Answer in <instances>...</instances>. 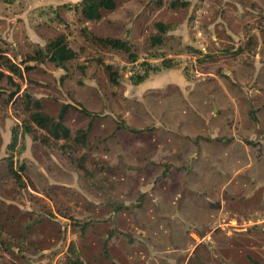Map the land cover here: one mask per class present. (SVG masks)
<instances>
[{"label": "rangeland", "instance_id": "374dc122", "mask_svg": "<svg viewBox=\"0 0 264 264\" xmlns=\"http://www.w3.org/2000/svg\"><path fill=\"white\" fill-rule=\"evenodd\" d=\"M62 1L0 0V264H181L190 250L188 264H264V183L249 180L264 175V0H116L98 21ZM59 36L76 55L64 67L45 57ZM151 68L186 85L133 84ZM34 101L55 120L68 105L69 138L29 124ZM224 125L255 169L223 210L190 155Z\"/></svg>", "mask_w": 264, "mask_h": 264}, {"label": "crops", "instance_id": "0c3cea01", "mask_svg": "<svg viewBox=\"0 0 264 264\" xmlns=\"http://www.w3.org/2000/svg\"><path fill=\"white\" fill-rule=\"evenodd\" d=\"M62 2L67 3L69 1L63 0ZM168 72H171V70L169 69ZM171 84H175V86H179V87L180 86L183 87L186 85V83H184V81L179 80V79H174L173 77H165V74L163 73L162 75H158V76L154 77L153 79H146L144 82H142V87L143 88H161L163 86H168ZM187 97L190 98L193 96L187 95ZM232 102H234V101L232 100ZM233 112H235V111L232 110V113ZM212 114H213V118L217 117V111L212 112ZM210 120H212V119H210ZM211 123H213V122H210L209 124L211 125ZM235 129H236L235 125H233L231 127L228 125H224L222 128L215 127L214 129L210 130V132L208 133L209 134L208 136H206V135L204 136V140L201 142L202 144L199 145V150L197 149L193 154L190 155V157H192L194 159L199 158V159H197L198 160L197 161L198 166L200 165V166L205 167L202 170V171H204L203 181H204L205 186H207L208 188L215 187V186L218 187V195L217 196H218V200H219V207H221L223 210H224L225 206L227 205V201H228L227 200L228 198H226L224 196L225 195L224 192H227L230 197L237 195L239 192H241L244 188L247 187L248 181L246 182L243 180V178L245 177L244 174L246 172H248V170L253 171L255 169V168L253 169L254 160L249 155L248 148H246L244 146L243 142L240 141L236 137ZM236 132H237V129H236ZM242 148L243 149L246 148L245 149V152H246L245 156H244V153L241 151ZM254 173H255V171H254ZM254 173H252V172L250 173L249 180L255 181L257 179L258 181H261L264 183V180H263L264 175H261V173L254 175ZM260 175H261V178H258V176H260ZM161 190L163 191V189H161ZM143 193H144V191H142V194ZM163 193H164V191H163ZM208 196L211 197V195H207L204 193V198H208L207 200H209ZM179 197L181 198V195L178 194V198ZM243 197H245V196H243ZM173 205H174V202H173ZM177 205H178V201H177ZM172 211H173V209H172ZM172 211H171V213L174 214L171 217L172 219H175L178 214L181 215L179 209H176L173 212ZM161 213L162 212H159V215H162ZM111 214L114 217L116 215V212L113 211ZM225 215H229L227 210L225 212ZM160 217L163 218V216H160ZM171 218H169V219H171ZM184 221L188 224V226H190L194 223V220L190 221L189 218L188 219L185 218ZM184 221H183V225L186 224ZM228 221L232 223V221L234 222V218H230ZM259 222H264V220L259 221ZM157 224L159 227H161L159 225V223H157ZM168 225L169 224H167L166 228L169 229ZM170 227H173L174 229H176V227H174L173 225L172 226L170 225ZM212 233L213 232L208 231L205 234V236H203L204 240H209ZM190 235L192 236V234H189V236ZM177 238L181 239V241L183 239L180 236H177ZM189 241H191V239L190 240L188 239L187 242H189ZM159 242H161V241H159ZM180 245H182V244H180ZM123 246H127V245H123ZM181 251L186 252L183 249ZM188 252L189 253L184 256L181 264H188V260L192 256L193 251L190 250ZM125 258H127V256H125ZM131 260L132 259L130 258V261ZM143 264H147V262H144Z\"/></svg>", "mask_w": 264, "mask_h": 264}, {"label": "trees", "instance_id": "16d2710c", "mask_svg": "<svg viewBox=\"0 0 264 264\" xmlns=\"http://www.w3.org/2000/svg\"><path fill=\"white\" fill-rule=\"evenodd\" d=\"M81 14L83 18L87 21H98L101 19L102 11L113 10L116 7V0H82L81 3ZM156 28L159 33H164L168 27L164 24L157 23ZM95 42L103 47H110L117 50L128 49L124 41L120 39H112V38H94ZM152 43L160 44L161 38L159 36H154L151 38ZM40 54V52H38ZM41 55V54H40ZM75 52L67 45L66 40L63 36H59L53 41H51L47 45L45 57L52 63H54L58 67H64V64L68 61L75 58ZM132 60L135 61L136 57L131 56ZM2 59V57H0ZM38 57L33 58L32 60L37 61ZM10 64V63H9ZM173 67L171 61L163 60L162 68L171 69ZM107 69H110L107 66ZM10 70L14 73H19L20 69L17 65H10ZM149 71L158 72L159 69L151 68L146 69L143 75L137 76L133 79V84L138 85L144 82L149 74ZM2 76V72L0 71V79ZM110 77L114 81V74L110 73ZM115 82V81H114ZM35 110L29 114V124L35 125L36 128L46 132L50 137L54 140L67 139L69 138L70 131L69 129L62 123V119L65 111L68 108V105H65L61 109V113L58 116V119L55 120L49 115L43 113L40 110V104L38 101H34L33 103ZM255 119V118H254ZM23 131L26 133H30L33 131L29 126H24ZM14 177L18 178V174L12 171ZM69 264H83V262L76 258L71 259Z\"/></svg>", "mask_w": 264, "mask_h": 264}, {"label": "built area", "instance_id": "2783aa9c", "mask_svg": "<svg viewBox=\"0 0 264 264\" xmlns=\"http://www.w3.org/2000/svg\"><path fill=\"white\" fill-rule=\"evenodd\" d=\"M43 264H63V263H61L58 258H55L51 262L48 261V263H43Z\"/></svg>", "mask_w": 264, "mask_h": 264}]
</instances>
